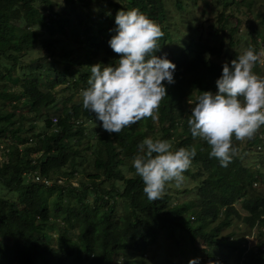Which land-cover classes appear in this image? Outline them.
Masks as SVG:
<instances>
[{
	"label": "trees",
	"instance_id": "obj_1",
	"mask_svg": "<svg viewBox=\"0 0 264 264\" xmlns=\"http://www.w3.org/2000/svg\"><path fill=\"white\" fill-rule=\"evenodd\" d=\"M71 1L85 9L78 15L77 32L67 17L46 11L52 8V0H0V76L4 80L0 90V151L3 158L13 156L11 160L0 159V184L19 194L16 199L0 197V264H143L136 257H148L161 235L172 239L180 252L192 254L197 263L203 261L200 252L213 247L219 254L208 253L211 264H264V240L250 245L246 236L235 231L223 234L239 220L251 230L260 228V238L263 235L264 188L258 183L264 182V171L259 165H247L240 152L222 167L218 159L210 158L207 142L193 138L187 125L192 108L188 101H194L200 91H217L216 80L225 62L214 57L224 54L230 64L239 55L232 49L243 24L239 11L251 9L253 1L248 5L246 0H213L223 5L217 18L219 27L206 25V21L177 37L167 16L170 0H100L98 18L91 13L94 0ZM174 5L179 10L186 7L182 0ZM133 8L157 23L165 34L156 55L166 54L162 44L181 41L184 46L185 38L180 52L167 54L177 66L175 83L165 82L168 95L161 101L157 120L145 118L119 134H110L100 124L89 136L86 122L95 123V114L84 109L82 101L58 106L55 88L63 85L65 90L81 93L88 87L91 65H115L119 56L109 45L116 34L115 16L119 10ZM41 27L50 34L43 42L45 55L25 63L24 58L41 40ZM66 29L82 49H88L86 64L80 54L57 50L59 37L53 36ZM225 30L230 32L226 50L224 43L211 45L203 36L204 31L218 36ZM249 46L261 52L255 35ZM97 54L101 55L99 62L95 61ZM63 62L62 72L54 67ZM261 67L258 63L255 70ZM7 85L19 88L11 91ZM25 108L35 119L43 120V132H36L37 124H27L28 116L17 112ZM263 136L264 126L249 146H255L257 150H253L264 157ZM147 137L167 140L171 145L176 138L174 150L196 147L197 155L184 173V181H194L193 188L180 192L170 183L162 199L148 200L144 183L131 163L139 152L138 145ZM235 146L240 149L239 144ZM79 170L82 185H64ZM52 189L59 193L50 208L47 197ZM66 191L71 195H63ZM184 192L192 197L182 202L174 198ZM49 226L59 232L56 244L53 234L45 230ZM74 226L78 233L71 230Z\"/></svg>",
	"mask_w": 264,
	"mask_h": 264
},
{
	"label": "clouds",
	"instance_id": "obj_2",
	"mask_svg": "<svg viewBox=\"0 0 264 264\" xmlns=\"http://www.w3.org/2000/svg\"><path fill=\"white\" fill-rule=\"evenodd\" d=\"M115 24L116 34L109 45L119 59L115 65H91L88 87L80 93L83 108L94 113L110 134H119L148 117L157 120L161 101L168 95L165 82L175 83L177 67L167 54L156 55L165 34L138 9L119 10ZM258 63L264 65V52L249 46L230 64L224 63L217 91H200L194 101H188L191 136L206 141L210 158L218 159L222 167L238 155L234 140L254 139L264 126V77L254 71ZM138 150L131 163L149 201L162 199L170 183L179 187L197 155L195 146L173 150L169 141L151 137Z\"/></svg>",
	"mask_w": 264,
	"mask_h": 264
},
{
	"label": "rangeland",
	"instance_id": "obj_3",
	"mask_svg": "<svg viewBox=\"0 0 264 264\" xmlns=\"http://www.w3.org/2000/svg\"><path fill=\"white\" fill-rule=\"evenodd\" d=\"M52 8L48 9L47 12H53V13H59L61 16L67 17L70 22L72 29L77 32L80 27L78 25V15L80 13H84L85 9L83 10V7L81 4H75L71 0H52ZM176 0H170V4L168 5L169 12L168 15L170 18V24H171V30H175V37L182 34L183 32L186 33V31L190 30L193 25H196L198 27L203 26L202 24L206 21L207 24H214L215 27H219V24L217 23V18L219 13L222 11L223 5H216L213 0H208L210 3L204 4V0H182L185 2V9L179 10L174 5ZM239 1V0H237ZM253 6L251 9H240L239 11V18L242 20L243 24L239 32L236 34V40L235 45L232 46V49L238 50L240 52L239 54H242L245 52L249 45L252 44V37L255 35L257 37V42L259 43V48L261 52H264V0H246V3L248 5L252 3ZM99 2L100 0H94L91 5V13H94L95 16L98 18L99 15ZM197 3L199 4L198 6ZM247 5V4H246ZM83 10V11H82ZM235 21L234 19H232ZM210 30V27H209ZM40 32L42 33L41 40L38 44H36L30 51V53L24 58L23 61L25 63H30L32 60L45 55V47H43V42L45 39L50 37L49 32L45 27L40 28ZM68 32V33H67ZM210 31H204L203 36L206 38H209L208 41L211 45H220L221 43H224V49L226 50L230 43V32L225 30L221 31L218 36L210 35ZM53 37H59L58 42L56 44L57 50L64 49L67 51H71V54L73 56L79 55V57L84 56L83 64L87 63L88 56L85 55L86 51L88 49H82L80 47V44L78 39H76L75 35L72 33H69V31L66 29V31H63L61 34H56ZM258 44L256 43L255 46ZM184 46H185V38H184ZM184 46H182L181 41H175V43H167L162 44V48L166 54H175L180 52ZM183 47V48H182ZM223 49V50H224ZM224 50V51H225ZM101 59V55H96V62H99ZM214 59L220 63H224L227 61L225 55L223 54L221 57H214ZM69 60V59H68ZM64 62L65 58H64ZM57 63L54 65L56 69L59 71H63L65 68V63ZM0 69L2 67L0 66ZM254 71L260 75L261 77H264V65H262L261 69L258 71L254 69ZM3 80V77L0 76V90L1 88V82ZM4 81V80H3ZM8 83L9 81L6 80ZM7 88L11 91L14 90V88H19L18 86L12 87L11 85ZM57 100H58V106H64V105H71L74 102L80 103L82 100V97L80 93L75 92L74 90H65L63 85H59L55 88ZM69 98H71L69 100ZM191 101V100H190ZM189 103V102H188ZM17 112L22 113L24 112L26 116H28V119L26 121L27 124H31L32 122H35L37 124L36 132H43L45 129L43 120L35 119L31 114L28 113V109H17ZM35 119V121H33ZM102 124L99 120H97L95 123H91L89 121L86 122L87 128V134L90 136V134L93 132L95 128L100 126ZM264 139V136H263ZM251 140H246L243 143H240L238 141L234 140V144H239L240 149L239 152L242 155L244 162L247 165L250 166H260V168L264 171V157L262 155H259V152H255L254 150H257L255 146L250 147L249 143ZM91 143H95V139L91 140ZM177 145L176 138L173 140L172 148L175 149ZM21 146V145H20ZM252 149V150H251ZM254 149V150H253ZM3 154H0L1 160H11L12 155H6V158H3ZM88 168L91 172H94V169L92 165H88ZM81 179L84 180L83 175L81 174V171L79 170L76 172L75 177H72L69 183H65L64 185L71 184L72 186L80 187L82 184L80 183ZM61 183V182H59ZM110 183H105L107 187H109ZM171 187L179 189L180 192L183 190H186L188 188H193L195 186L194 181L187 179L186 181H183V183L177 187L175 183L170 184ZM258 186L264 188V182H259ZM58 190H51L48 194L47 201L50 208L53 207L54 203L57 201L58 197ZM69 194V192H65L64 194ZM18 192L10 190L3 185L0 184V197H5L9 199H16L18 197ZM192 196L188 194L187 192L181 193L180 195H174V198L180 202L189 200ZM88 199H92L91 196H88ZM64 203H66L65 199L63 200ZM93 204V208L95 207V204ZM238 208L241 210L243 214H246L247 212L242 209L241 204H237ZM47 232H51L53 234V243L56 244L58 241L59 232L56 229L55 226H49L45 229ZM72 231L78 233V228L76 226L71 228ZM260 228L256 229H249L246 227L242 221L234 220L232 225L228 228H226L223 232V234H228L230 232L235 231L238 236H246L248 239V243L250 245H256L259 242H262L264 240V232L263 235L260 238V235L258 234ZM245 234V235H244ZM211 255H218L219 250L209 247L208 252H200V255L203 259L202 262L197 264H211L209 262V254ZM170 259L172 261L176 262H183L184 264H189V261L194 260L193 255H185L184 253L180 252L179 249L174 245V241L170 238H166L165 235H161L156 243L152 246L150 249V252L148 253V257L144 256L143 258H139V256L136 257V261H141L143 264H169V261L166 259ZM139 263V262H138ZM221 264H232L231 262L227 263H221Z\"/></svg>",
	"mask_w": 264,
	"mask_h": 264
},
{
	"label": "built area",
	"instance_id": "obj_4",
	"mask_svg": "<svg viewBox=\"0 0 264 264\" xmlns=\"http://www.w3.org/2000/svg\"><path fill=\"white\" fill-rule=\"evenodd\" d=\"M53 122H54V123L57 122V118H56V117L53 118ZM55 131H58V129L56 128ZM0 154H2V151H0ZM39 179H40V177L37 176V180H39ZM46 182L48 183V181H46Z\"/></svg>",
	"mask_w": 264,
	"mask_h": 264
}]
</instances>
